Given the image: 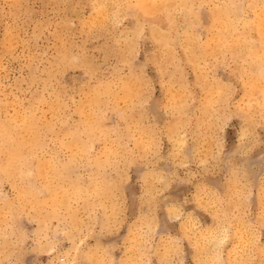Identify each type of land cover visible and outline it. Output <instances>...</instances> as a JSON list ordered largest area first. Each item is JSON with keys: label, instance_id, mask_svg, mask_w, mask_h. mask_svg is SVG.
<instances>
[{"label": "clouds", "instance_id": "1", "mask_svg": "<svg viewBox=\"0 0 264 264\" xmlns=\"http://www.w3.org/2000/svg\"><path fill=\"white\" fill-rule=\"evenodd\" d=\"M0 264H264V0H0Z\"/></svg>", "mask_w": 264, "mask_h": 264}, {"label": "rangeland", "instance_id": "2", "mask_svg": "<svg viewBox=\"0 0 264 264\" xmlns=\"http://www.w3.org/2000/svg\"><path fill=\"white\" fill-rule=\"evenodd\" d=\"M141 59H143V57H141ZM148 76H150L153 79H155V73H154V71L151 68L148 69ZM232 136H233V134L231 132H229V138L230 139L232 138ZM177 194H179V193H177Z\"/></svg>", "mask_w": 264, "mask_h": 264}]
</instances>
